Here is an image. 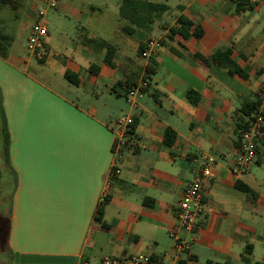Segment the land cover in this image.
I'll list each match as a JSON object with an SVG mask.
<instances>
[{"label":"crops","instance_id":"crops-1","mask_svg":"<svg viewBox=\"0 0 264 264\" xmlns=\"http://www.w3.org/2000/svg\"><path fill=\"white\" fill-rule=\"evenodd\" d=\"M141 1L168 9L150 30L133 25L127 33L119 13L122 0H59L45 15L43 60L20 51L13 42L19 34L12 37L0 25L8 37L6 55H0L5 264H97L104 255L134 252L169 261L168 230L192 178L194 158L202 155L214 158V176L183 264H264V133L252 167L231 172L237 124L247 118L240 108L259 97L264 83V0L240 11L231 0ZM43 3L16 0L17 7L0 8H11L19 20L16 31L28 33ZM180 14L198 22L203 35L162 42ZM151 38L161 42L155 72L132 109L126 91L139 76V46ZM108 45L112 55L106 58ZM228 46L238 65L248 68L247 78L212 60L216 48ZM66 70L77 83L66 79ZM187 90L198 93L196 103ZM125 113L132 114L135 128L115 149L116 122ZM166 127L176 134L171 145L163 143ZM114 166L118 173H112Z\"/></svg>","mask_w":264,"mask_h":264},{"label":"built area","instance_id":"built-area-1","mask_svg":"<svg viewBox=\"0 0 264 264\" xmlns=\"http://www.w3.org/2000/svg\"><path fill=\"white\" fill-rule=\"evenodd\" d=\"M258 2L259 0H250ZM59 0H44L43 6L37 10L36 17L29 27L26 39V50L38 60H43L47 54L46 36L48 28L46 12L50 8H57ZM161 42L158 38H151L147 47L139 53L142 60L139 76L136 82L126 91L127 101L132 109L138 107V98L143 89L150 84L148 65L150 58L157 53ZM259 102L252 109L244 128L241 129L238 138L237 154L231 166L234 175L248 171L255 163L257 145L264 133V83L259 87ZM133 117L131 113H125L117 119L119 134L116 137L115 149L124 145V133L131 129ZM193 175L185 186L181 197L177 202L176 221L168 230L172 238V253L169 261L160 262L149 253L134 252L121 256L104 255L97 264H183V260L191 256V244L196 231V218L203 208V195L206 185L213 178L212 167L214 158L206 155L194 158ZM118 173L115 166L112 173ZM86 264V263H84Z\"/></svg>","mask_w":264,"mask_h":264},{"label":"trees","instance_id":"trees-1","mask_svg":"<svg viewBox=\"0 0 264 264\" xmlns=\"http://www.w3.org/2000/svg\"><path fill=\"white\" fill-rule=\"evenodd\" d=\"M235 5V10L240 11L244 9L252 10L254 6L258 2H251L250 0H231ZM10 5L12 7H17L16 0H0V7ZM168 9V6L164 3L160 2H146L141 0H122L119 7L120 15L126 19L127 23L122 27V30L127 33H132L133 25H137L145 28L146 30H150L152 28V23L154 19L161 15L164 11ZM203 35V28L198 22L192 21L190 18L185 16L184 14H180L177 17L176 24L169 27L168 32L165 35L164 40H172L174 36H179L182 39L186 40L190 36H194L196 38H200ZM8 37L0 32V55H6L7 41ZM148 43V42H147ZM147 43L140 44L139 52L144 50L147 47ZM173 51L176 52L175 48H172ZM112 55V47L111 45L107 46L106 58L111 57ZM232 49L230 46L226 48H216L212 53V60L216 62L218 65L226 68L227 72L231 75L238 74L243 78L248 77V68L241 67L238 63L232 58ZM206 62L207 59H204ZM148 71L152 75L155 72V63L154 56L150 58V62L148 65ZM150 75V78H151ZM66 79H68L72 83H77V78L75 74L66 70L64 73ZM148 87L144 88L145 91ZM187 98L190 99L192 103H196L199 99V95L194 90H187L186 92ZM259 97L255 96L254 99L248 100L244 102L240 108V111L249 117L252 109L258 104ZM247 118L244 122H240L238 125L239 128H244ZM136 120L133 118L131 123V129L128 130V133L133 132L135 128ZM240 129V131H241ZM5 131V130H4ZM175 132L170 128L166 127L163 133V143L165 145H171L175 140ZM4 153L7 157L8 155V140L7 134L5 132V143H4ZM14 182V180H13ZM242 189L248 190L245 185L237 183ZM106 200H103L101 204L98 206L96 210V220L101 221L102 214V204H104ZM103 223V222H102ZM153 258H156L152 255ZM157 259V258H156Z\"/></svg>","mask_w":264,"mask_h":264},{"label":"rangeland","instance_id":"rangeland-1","mask_svg":"<svg viewBox=\"0 0 264 264\" xmlns=\"http://www.w3.org/2000/svg\"><path fill=\"white\" fill-rule=\"evenodd\" d=\"M19 8L20 7H18V10H19ZM52 10H54V9L50 8V9H48V12H50ZM0 18H3L2 21H4V22L1 21L0 25L3 26L4 28H6L5 30L9 31V33L12 34V37H13V34H19L17 36V38L14 39L13 42L16 46H18L20 51L25 53L26 52L25 43H26V39H27L29 32L27 33L26 30H22L21 32L16 31L17 27H18L19 20H18V18L14 17V12L11 11V8H8V7L0 8ZM32 60H33V62L38 63V61L35 58H33ZM120 98H121L122 107L127 108L128 103L125 101V99L123 97H120ZM10 188L11 187L9 185L6 186V188L4 189V192L7 193L10 190ZM6 200H8V197L6 198ZM0 204H1V201H0ZM7 212H8L7 206H5L4 208H0V213L3 214L4 219H7L6 218ZM5 234H6L5 232L0 234V264H5L6 258L9 257V255L7 253V249L5 247L6 246Z\"/></svg>","mask_w":264,"mask_h":264}]
</instances>
